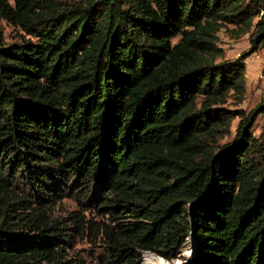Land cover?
<instances>
[{"label": "trees", "instance_id": "16d2710c", "mask_svg": "<svg viewBox=\"0 0 264 264\" xmlns=\"http://www.w3.org/2000/svg\"><path fill=\"white\" fill-rule=\"evenodd\" d=\"M0 19L34 38L0 39V264H88L66 247L93 223L56 216L63 197L108 215L94 264L169 261L189 235L184 264H264V105L225 107L264 0H0ZM229 25L249 39L232 61Z\"/></svg>", "mask_w": 264, "mask_h": 264}, {"label": "rangeland", "instance_id": "374dc122", "mask_svg": "<svg viewBox=\"0 0 264 264\" xmlns=\"http://www.w3.org/2000/svg\"><path fill=\"white\" fill-rule=\"evenodd\" d=\"M62 2L69 0H60ZM231 25L222 27L217 34V44L224 50V59L232 61L236 59L242 52L249 49L248 33L237 37L230 32ZM0 39L4 44L19 43L23 39H32L33 37L26 35L23 31L10 25L5 20L0 19ZM176 40V39H175ZM264 62V49H259L244 60L245 63V94L240 102L230 99L225 107L229 110H239L243 115L254 111L259 105H264V75L262 73ZM240 114L232 119L228 133L219 139V144L233 140ZM264 128V115L258 111H254L249 124L250 133L254 137H258ZM79 212L83 216L84 221L92 222V227L86 223L84 229L75 235L71 245L66 247V256L73 258H81L85 263L94 264L99 255L103 252L102 237L98 230L95 229L96 224L101 225L108 221V215L101 209H96V205L80 206L72 197H63L57 199L54 214L66 218L72 213ZM94 227V228H93ZM194 238L189 235L182 246L177 249V257L172 260L159 259L158 255L150 252H143L140 264H144L147 259L162 261L163 264H184L194 254Z\"/></svg>", "mask_w": 264, "mask_h": 264}, {"label": "bare ground", "instance_id": "6f19581e", "mask_svg": "<svg viewBox=\"0 0 264 264\" xmlns=\"http://www.w3.org/2000/svg\"><path fill=\"white\" fill-rule=\"evenodd\" d=\"M159 259H161V258H159ZM162 260V259H161ZM144 264H163V262L162 261H158V260H149V259H147L145 262H144Z\"/></svg>", "mask_w": 264, "mask_h": 264}, {"label": "water", "instance_id": "95a60500", "mask_svg": "<svg viewBox=\"0 0 264 264\" xmlns=\"http://www.w3.org/2000/svg\"><path fill=\"white\" fill-rule=\"evenodd\" d=\"M159 258L163 259L162 257L158 256Z\"/></svg>", "mask_w": 264, "mask_h": 264}]
</instances>
